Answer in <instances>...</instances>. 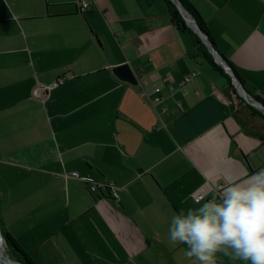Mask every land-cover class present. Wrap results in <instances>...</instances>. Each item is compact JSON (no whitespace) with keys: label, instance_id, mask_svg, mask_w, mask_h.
<instances>
[{"label":"crops","instance_id":"0c3cea01","mask_svg":"<svg viewBox=\"0 0 264 264\" xmlns=\"http://www.w3.org/2000/svg\"><path fill=\"white\" fill-rule=\"evenodd\" d=\"M78 1L0 0L3 227L39 264H198L170 242L172 216L264 168V139L242 123L249 111L221 100L226 77L165 0ZM189 1L264 99V0ZM124 63L136 84L114 72ZM107 179L117 199L90 191ZM215 264L241 262L218 253Z\"/></svg>","mask_w":264,"mask_h":264},{"label":"clouds","instance_id":"9594fccd","mask_svg":"<svg viewBox=\"0 0 264 264\" xmlns=\"http://www.w3.org/2000/svg\"><path fill=\"white\" fill-rule=\"evenodd\" d=\"M197 205L180 209L169 224L170 242L186 245V257L215 264L222 253L241 264H264V168L246 180L229 179Z\"/></svg>","mask_w":264,"mask_h":264},{"label":"trees","instance_id":"16d2710c","mask_svg":"<svg viewBox=\"0 0 264 264\" xmlns=\"http://www.w3.org/2000/svg\"><path fill=\"white\" fill-rule=\"evenodd\" d=\"M181 4L184 6V8L194 17L199 27L207 34L208 39L212 42L213 46L216 48L215 43L212 40L211 34L208 31V28L206 27L205 23L202 21L200 15L196 11V9L192 6L189 0H179ZM168 12L171 15L173 25L176 29L181 31H188L194 38V42L196 46L206 53L208 60L210 61L211 65L219 70L227 79V87H226V97H223L221 100L224 102L226 106H228L234 113H239L242 109H246L249 111V114L251 118L248 120H242V123L245 125L247 130L253 134L260 135L264 139V115L263 113L258 110L256 107L250 105L245 101L243 97L240 96V94L237 92L233 82L232 77L225 71V69L219 65L211 52L209 51L206 44L202 41L199 34L196 33L185 21L182 13L180 12L178 6L172 1V0H165ZM228 61V60H227ZM228 63L231 65V63L228 61ZM232 66V65H231ZM233 67V66H232ZM237 76L240 78L241 82L243 83V86L245 85L246 81H255L258 78V75L254 72L243 70V69H235L233 68ZM218 94V92H217ZM219 98H221L220 94H218ZM254 97L261 101L264 104V99H262L260 96ZM255 117L261 118L262 122L260 125H254L251 124V122L254 121ZM241 119V118H239ZM250 122V123H249ZM263 133V134H262ZM1 220V219H0ZM1 229L3 232V236L6 243V248L8 253L14 258L18 259L26 264H39L38 261L34 260L33 258L29 257L28 254L19 247V245L12 239V237L6 232V230L3 227L2 221H1ZM1 264V263H0Z\"/></svg>","mask_w":264,"mask_h":264},{"label":"water","instance_id":"95a60500","mask_svg":"<svg viewBox=\"0 0 264 264\" xmlns=\"http://www.w3.org/2000/svg\"><path fill=\"white\" fill-rule=\"evenodd\" d=\"M179 8L182 13L186 23L199 34L202 41L206 44L209 51L213 55L215 61L221 65L225 71L232 77V82L240 94L241 97L245 99L247 103L256 107L264 114V104L257 100L251 93H249L243 86L240 78L235 73L233 67L228 63L226 58L222 56V54L213 46L212 42L208 39L207 34L199 27L194 17L184 8L179 0H172ZM114 72L123 80H126L130 83L136 84L138 82L137 76L135 74L134 69L129 63H124L119 66L114 67ZM0 242L2 244V248H6L5 239L3 236V232L1 229V220H0ZM1 250V249H0ZM0 263L1 264H26L18 259H14L9 253H7L6 257L1 254L0 251Z\"/></svg>","mask_w":264,"mask_h":264},{"label":"built area","instance_id":"2783aa9c","mask_svg":"<svg viewBox=\"0 0 264 264\" xmlns=\"http://www.w3.org/2000/svg\"><path fill=\"white\" fill-rule=\"evenodd\" d=\"M78 3V6L80 7L81 10H84L86 8L89 7V3L84 1V0H80L77 2ZM197 75V72L196 71H191L189 72L188 74H186L182 80L180 81L179 85H180V91L183 95L186 94V90H185V87L188 86L192 80L195 78V76ZM67 80V77L66 76H63L61 78H59L55 83H54V86H58L62 83H64L65 81ZM170 88H172V86L170 85ZM48 90V87L47 86H44V85H39L35 90H34V95L38 98H43L46 91ZM162 90V87L157 85L154 87V92L155 93H160ZM162 101V96L161 95H156L153 99V103L154 105L155 104H158L159 102ZM178 105L180 106V101L177 102ZM74 176L75 177H78V173L75 172L74 173ZM224 187V185H220L216 188L215 190V194H219V192L222 190V188ZM89 189L92 193H97L101 190H105L107 189L109 192H110V195L111 197L117 199L118 198V193H117V190H116V184L114 182L113 179H107L106 181H103V182H92L90 183L89 185Z\"/></svg>","mask_w":264,"mask_h":264},{"label":"bare ground","instance_id":"6f19581e","mask_svg":"<svg viewBox=\"0 0 264 264\" xmlns=\"http://www.w3.org/2000/svg\"><path fill=\"white\" fill-rule=\"evenodd\" d=\"M0 251H1V254L4 256V257H6V255H7V250L5 249V248H2V244H1V242H0Z\"/></svg>","mask_w":264,"mask_h":264},{"label":"rangeland","instance_id":"374dc122","mask_svg":"<svg viewBox=\"0 0 264 264\" xmlns=\"http://www.w3.org/2000/svg\"><path fill=\"white\" fill-rule=\"evenodd\" d=\"M244 88H245L249 93L252 94V87H251L249 84H245V85H244ZM258 110H259V109H258ZM7 253H8V251H7Z\"/></svg>","mask_w":264,"mask_h":264}]
</instances>
